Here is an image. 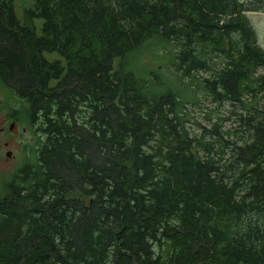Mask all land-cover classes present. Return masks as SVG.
<instances>
[{
	"label": "trees",
	"instance_id": "obj_1",
	"mask_svg": "<svg viewBox=\"0 0 264 264\" xmlns=\"http://www.w3.org/2000/svg\"><path fill=\"white\" fill-rule=\"evenodd\" d=\"M22 10L0 0V82L42 115V138L0 187V264H264V48L246 16L264 0ZM153 37L184 86L237 103L236 141L191 134L180 93L127 69Z\"/></svg>",
	"mask_w": 264,
	"mask_h": 264
},
{
	"label": "rangeland",
	"instance_id": "obj_2",
	"mask_svg": "<svg viewBox=\"0 0 264 264\" xmlns=\"http://www.w3.org/2000/svg\"><path fill=\"white\" fill-rule=\"evenodd\" d=\"M14 0L15 12L21 16L22 9L32 3V0ZM22 4V5H21ZM27 4V5H26ZM250 23L254 27L259 45L264 48V12L248 11L246 12ZM40 20H35L36 26L40 27ZM159 43L158 38L146 40L138 49L134 50L126 57V67L136 77L147 80L150 93L163 92L171 89L180 93L184 103L183 112L185 114V126L191 134L199 135L203 129L213 131L218 130L224 139L230 142L236 141L237 129H240L238 114L240 107L229 101H215L211 92L206 90L204 85L195 89V87L184 86L189 79H183L176 72L173 65L174 47L164 43ZM120 58L113 60L116 67ZM218 62L219 58H215ZM199 76H206L205 72L199 71ZM200 79V77H199ZM0 99L4 103L17 104L18 98L0 82ZM243 130V129H242ZM216 138L215 135H209L208 139ZM25 141L29 144V149L21 151L20 165L23 163H32L36 160V151L39 147L40 137L31 133L26 134ZM18 147V143L16 144ZM228 155V150L225 149ZM14 166H8L0 174V187L11 178Z\"/></svg>",
	"mask_w": 264,
	"mask_h": 264
},
{
	"label": "flooded vegetation",
	"instance_id": "obj_3",
	"mask_svg": "<svg viewBox=\"0 0 264 264\" xmlns=\"http://www.w3.org/2000/svg\"><path fill=\"white\" fill-rule=\"evenodd\" d=\"M17 104L4 103L0 99V174L5 167L14 166L11 175L21 170V151L29 149V144L24 140L25 135L34 132L42 138L38 124L42 121L37 109H31L30 105L18 97ZM18 143V147L16 144ZM11 176V177H12Z\"/></svg>",
	"mask_w": 264,
	"mask_h": 264
}]
</instances>
